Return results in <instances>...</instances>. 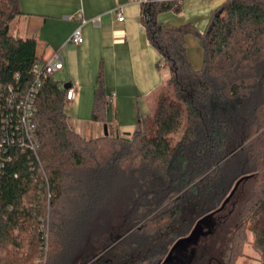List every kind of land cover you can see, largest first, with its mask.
<instances>
[{
	"label": "trees",
	"instance_id": "obj_1",
	"mask_svg": "<svg viewBox=\"0 0 264 264\" xmlns=\"http://www.w3.org/2000/svg\"><path fill=\"white\" fill-rule=\"evenodd\" d=\"M184 1L141 3L148 40L171 74L141 130L83 138L70 124L68 90L54 76L43 80L36 149L0 150V264H33L47 246L48 264H164L202 226L173 257L235 264L250 232L264 263V0H228L201 32L159 21L180 14ZM21 14L20 0H0V85L19 89L34 83L32 66L43 60L36 40L10 35ZM191 33L204 51L201 69L187 55ZM107 105L99 80L93 121L107 122ZM55 206H74L52 226L56 241L47 236ZM97 227L107 237L93 246Z\"/></svg>",
	"mask_w": 264,
	"mask_h": 264
},
{
	"label": "crops",
	"instance_id": "obj_2",
	"mask_svg": "<svg viewBox=\"0 0 264 264\" xmlns=\"http://www.w3.org/2000/svg\"><path fill=\"white\" fill-rule=\"evenodd\" d=\"M227 1L185 0L179 21L207 25L210 14ZM20 9L22 14L10 22V35L36 40L38 57L58 55L63 62L54 78L75 89V99L66 105L71 127L87 140L105 136V126L114 137L138 131L171 76L148 40L139 0H20ZM79 26L83 44L69 43ZM99 80L108 100L106 123L90 117Z\"/></svg>",
	"mask_w": 264,
	"mask_h": 264
},
{
	"label": "built area",
	"instance_id": "obj_3",
	"mask_svg": "<svg viewBox=\"0 0 264 264\" xmlns=\"http://www.w3.org/2000/svg\"><path fill=\"white\" fill-rule=\"evenodd\" d=\"M148 1L139 0L140 4ZM117 16L120 22L124 21V16L121 12H118ZM80 18H82L81 15ZM85 23L86 21L82 19V24ZM83 42L82 29L79 26L71 35L69 43L81 45ZM63 68V62L58 55H54L49 59L37 61L32 66L35 81L28 88L19 89L12 85H0V150L4 148L5 144H17L23 148L36 149L34 115L37 93L44 79L54 76ZM75 97V89L69 88L66 94V101H73ZM10 132H12L11 135ZM47 259L48 246L45 249H40V252L34 258L33 264H47Z\"/></svg>",
	"mask_w": 264,
	"mask_h": 264
},
{
	"label": "rangeland",
	"instance_id": "obj_4",
	"mask_svg": "<svg viewBox=\"0 0 264 264\" xmlns=\"http://www.w3.org/2000/svg\"><path fill=\"white\" fill-rule=\"evenodd\" d=\"M159 21L164 23L165 25L171 27V28H177L183 24H185L186 22H181L179 21L180 16L179 14L170 11V12H165L159 15L158 17ZM199 21V24H197ZM196 22H191L193 23L197 29L201 32L204 31L205 28L207 27V25L203 24L200 20H198ZM186 43H187V55L189 58V61L192 65L193 68L195 69H201L204 65V51L202 49V46L200 44L199 38L195 35V34H189L186 37ZM167 69L169 72L168 68H164ZM154 103H155V110L157 109V105H158V97L157 94L156 96H154ZM154 110V113H155ZM154 113L151 116L148 115H144L143 116V120L147 119V118H151ZM92 115H90L91 117ZM142 120V121H143ZM141 125V124H140ZM143 127V124L141 125L140 129L141 130ZM84 138V137H83ZM181 138V133L178 135H175L172 137V141L175 143L177 142L179 139ZM51 216H50V221H49V226H47V236L49 234L50 239L55 240L57 236H55V231L53 230V227L55 224H59L62 220V215L68 219H70L73 215L74 212V206H55L52 208L51 211ZM121 222V219L119 217V210L117 208H114V212H113V221L111 220V224L113 226H118L119 223ZM145 222V221H144ZM144 222H142L139 226H141ZM99 224L103 223V220L100 219ZM53 226V227H52ZM138 226V227H139ZM207 227V226H206ZM100 228H96V230H98ZM49 230H51L52 232H50ZM203 230V226L201 228L200 231ZM91 233V230H90ZM247 241L242 249L241 255L238 257V259L235 261V264H264L259 253L256 251V249L253 246V242H254V237L252 235V233L248 232L247 233ZM107 234L106 231H97L95 232V235H91L90 236V244H93V246H98V244L101 242H104V240L106 239ZM82 238V237H81ZM80 238V239H81ZM89 238V237H88ZM86 238L85 241L88 239ZM67 240V239H66ZM85 241H82L80 243L85 244ZM62 242V240H61ZM51 245V244H50ZM81 246V245H80ZM51 247V246H50ZM79 246H77L78 248ZM84 247V246H83ZM74 251L76 252V246L73 247V250L71 252L74 253ZM107 251V250H106ZM106 251H104L102 254H104ZM76 254V253H75ZM102 254H100L97 258H99ZM74 257H72L73 259ZM49 260L47 259V264H48ZM74 263V262H73Z\"/></svg>",
	"mask_w": 264,
	"mask_h": 264
},
{
	"label": "water",
	"instance_id": "obj_5",
	"mask_svg": "<svg viewBox=\"0 0 264 264\" xmlns=\"http://www.w3.org/2000/svg\"><path fill=\"white\" fill-rule=\"evenodd\" d=\"M71 87V84H66L64 85V89L68 90ZM108 129L107 126H105V136H108ZM201 231L198 230V233H200ZM197 233V234H198ZM197 234H195V231L193 232L192 236L190 237V240L187 241H180L178 242L173 249L171 250L169 256L167 257V259L165 260L164 264H190V260H191V256H186L184 257L182 260H179L176 257H173V253L178 249V250H182V247H186L191 243H195L197 240Z\"/></svg>",
	"mask_w": 264,
	"mask_h": 264
}]
</instances>
